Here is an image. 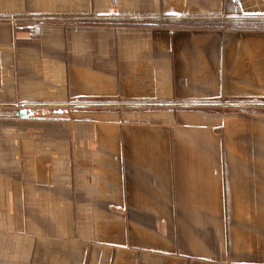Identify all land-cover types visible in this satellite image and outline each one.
Masks as SVG:
<instances>
[{"label":"crops","instance_id":"1","mask_svg":"<svg viewBox=\"0 0 264 264\" xmlns=\"http://www.w3.org/2000/svg\"><path fill=\"white\" fill-rule=\"evenodd\" d=\"M227 1L0 0V264H264V31ZM161 16L218 26L106 24Z\"/></svg>","mask_w":264,"mask_h":264},{"label":"trees","instance_id":"2","mask_svg":"<svg viewBox=\"0 0 264 264\" xmlns=\"http://www.w3.org/2000/svg\"><path fill=\"white\" fill-rule=\"evenodd\" d=\"M232 4V7L235 8V15L237 17L242 16V22L236 25L237 29H244V30H258L264 31V17H253V16H244L241 12L237 9L236 3L233 0L227 1V8ZM35 18L39 19L40 21L50 22L53 21L54 18L47 17V16H36ZM79 19H84L83 17ZM216 20H175L161 16L160 18H154L148 21H133V20H118L115 17L108 18L106 22L110 25L114 26H137L140 24H147L152 26L158 27H165V28H212L218 26V23L215 22ZM234 23H230L232 25Z\"/></svg>","mask_w":264,"mask_h":264},{"label":"water","instance_id":"3","mask_svg":"<svg viewBox=\"0 0 264 264\" xmlns=\"http://www.w3.org/2000/svg\"><path fill=\"white\" fill-rule=\"evenodd\" d=\"M170 104H155L154 107H164V106H168ZM214 106H220L222 104H212ZM224 106H227V107H240V106H247L246 104H223ZM96 106H107V105H103V104H100V105H96ZM112 106H115V105H112ZM120 106H125V105H120ZM140 106V105H138ZM172 106H175V104H173ZM203 106H210L208 104L206 105H203ZM20 116L22 117H26V112L25 110H21V113H20Z\"/></svg>","mask_w":264,"mask_h":264},{"label":"rangeland","instance_id":"4","mask_svg":"<svg viewBox=\"0 0 264 264\" xmlns=\"http://www.w3.org/2000/svg\"><path fill=\"white\" fill-rule=\"evenodd\" d=\"M36 19H37V18H36ZM41 21H42V20H41ZM106 24H107V25H110V24H108L107 22H106Z\"/></svg>","mask_w":264,"mask_h":264}]
</instances>
